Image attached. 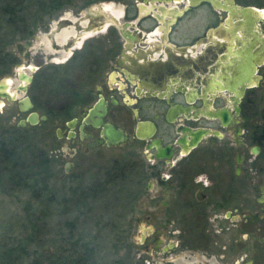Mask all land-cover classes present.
Instances as JSON below:
<instances>
[{
    "label": "flooded vegetation",
    "instance_id": "af4514ba",
    "mask_svg": "<svg viewBox=\"0 0 264 264\" xmlns=\"http://www.w3.org/2000/svg\"><path fill=\"white\" fill-rule=\"evenodd\" d=\"M150 1H154L153 7L142 6L141 18L150 17L155 24H140V18L133 24L113 23L109 25L113 31L108 32L107 18L99 26L81 25L91 17L85 14L75 25L63 19L43 37L47 49L62 57L57 63L68 62L66 66L75 67L77 61L95 63V73H90L91 77L95 74L92 81L105 82L101 86L92 84L80 93L96 95V101L70 116L66 120L68 131L60 128L62 136L57 134L77 141L79 149L85 145L89 149L126 146L129 142L138 147L144 158L140 162H148L147 172L153 178L145 189L166 190L159 207L167 212V243L163 249L167 264H264V165L257 163L264 161V125L248 130L249 137L243 138V115L252 105L255 89L263 83L261 19H247L239 9L217 8L206 0ZM155 1L185 5L183 9H167L165 5L157 7ZM233 1L238 7H247ZM207 4L212 8L211 16L224 18L225 14V25L210 29L209 37L205 29ZM218 4L232 6L228 0H218ZM229 19L232 26L227 23ZM98 33L108 40L86 44ZM111 34H116L118 41L110 40ZM246 58L250 64H257L259 82L245 86L240 115L233 118L237 123L223 126L221 119L210 113L225 107L234 111L237 94L220 87L236 85L238 63L243 64ZM113 93H120L123 104L134 109L133 133L109 120L112 110L121 104ZM102 102L107 108L103 121L122 129L128 136L124 142L108 144L103 127L85 121L90 109ZM63 109L72 111L66 106ZM73 120L75 125L70 127ZM201 129L220 135L197 140L194 134ZM72 153H78V148ZM154 233L164 235L157 227L149 235ZM156 241L160 245L162 239Z\"/></svg>",
    "mask_w": 264,
    "mask_h": 264
},
{
    "label": "rangeland",
    "instance_id": "374dc122",
    "mask_svg": "<svg viewBox=\"0 0 264 264\" xmlns=\"http://www.w3.org/2000/svg\"><path fill=\"white\" fill-rule=\"evenodd\" d=\"M236 1L239 5L264 11V0ZM152 3L154 1L150 0H69L61 12L43 18L29 38L22 39L19 34L12 36L13 43L8 50L16 62L1 78L9 77L11 88L16 90L15 86L20 83L18 70L36 67V71L28 72L34 75V80L27 92L19 91L17 100L11 103L4 98L0 100V140L5 134L10 136L16 128L23 129L16 133L18 141L14 146L8 143L3 151L0 145V251L6 244L9 247L21 245L25 250L20 251L24 254L17 260L18 264H32L34 261L48 264L55 255L68 257V264H167L168 256L163 250L167 243V212L159 207L166 190L159 188L151 192L145 189L146 183L153 178L147 172L148 162H140L144 159L143 153L135 144L129 142L126 146L93 149L85 145L79 149L77 141L58 136V129L68 131L66 120L70 116L79 114L96 101V95L86 97L80 93L89 90L92 84L101 86L105 82L92 81L95 74L91 77L90 73H95V63L77 61L78 67L66 66L68 62L57 63L62 57L53 49L48 50L43 38L63 19L71 20L75 25L85 14L91 17H86L84 23L81 21L84 27L99 26L106 18L116 20L118 25L124 21L133 24L142 16L141 7L152 8ZM164 3L155 1L157 7L165 5L167 9H183L185 5ZM204 9L209 37L210 29L225 25V14L222 13L224 18H215L211 16V6L207 4ZM141 19L140 24H155L150 17ZM111 24L113 22L105 23L107 27ZM259 27L264 33V16ZM106 31H113V27ZM104 35L95 34L86 40V44L97 45L108 40ZM109 39L118 41L116 34L109 35ZM243 64L249 67V58ZM261 74L263 83L255 89L252 105L243 115L244 139L249 137L248 130L264 125V67ZM114 95L121 104L112 110L109 120L133 133L136 123L134 109L123 104L120 93ZM23 96L32 99L34 107L29 111L19 108ZM73 103L77 104L70 108ZM64 106L72 111L66 113ZM31 111L38 112L40 117L46 115L48 119L40 120L37 125L27 123L25 127L21 126V121H26ZM9 145L15 151L13 160L23 163L18 173L24 176L29 172L37 180H29L30 176H27L28 181L18 183L11 176L12 160L4 161ZM76 148L78 153L73 155L72 150ZM42 156L48 159V163ZM257 163L264 165V161ZM31 185L37 187L34 190L38 195ZM101 185V191L94 194L93 189ZM81 193H86V197ZM157 196V200L153 199ZM33 224L39 225L37 231ZM155 227L163 229L164 235L154 233L150 236ZM159 237L162 239L160 245L156 241Z\"/></svg>",
    "mask_w": 264,
    "mask_h": 264
},
{
    "label": "trees",
    "instance_id": "16d2710c",
    "mask_svg": "<svg viewBox=\"0 0 264 264\" xmlns=\"http://www.w3.org/2000/svg\"><path fill=\"white\" fill-rule=\"evenodd\" d=\"M68 1L69 0H0V78L5 73L9 72V70L16 62V58L12 56V54L8 50L10 44L13 43L12 36L15 37V34H19L20 36H22V39L29 38L37 31L43 18H45L46 16L52 17L61 12ZM21 130L23 129L16 128L15 132L13 131L12 133H10V136L5 134L1 138L0 145L2 150L8 143L12 144V146L16 144V142L18 141V135H16V133L19 134ZM13 149H10L9 145V152H7L4 159L5 162L12 160L11 176L15 180H17L18 183H20L21 180L28 181V179H25V177L27 176H30L29 180H31L32 175L29 172L28 175L24 176L18 173V170H20V168L22 169L23 163L21 161L13 160L15 156V151ZM42 158L44 162L48 163V159L45 156H42ZM32 180H37V177L32 178ZM38 186H40V182L38 183L37 187ZM30 187H32V190L35 194L38 193V191L36 192L34 190L35 188H37L35 185H31ZM101 188L102 185L94 188L93 193H98L99 191H101ZM81 194L84 196V198L87 195L86 193ZM32 227L35 231L39 229V225L37 224H33ZM24 250L25 248L22 249L21 245L19 247H9V244H6L0 251V264H18L17 260L20 259L21 255L24 254L20 253V251ZM53 257L54 258L49 261L48 264H68V257L66 256L55 255ZM32 264L40 263L34 261Z\"/></svg>",
    "mask_w": 264,
    "mask_h": 264
},
{
    "label": "water",
    "instance_id": "95a60500",
    "mask_svg": "<svg viewBox=\"0 0 264 264\" xmlns=\"http://www.w3.org/2000/svg\"><path fill=\"white\" fill-rule=\"evenodd\" d=\"M165 1V0H164ZM206 1H210L211 3H213L215 5V7L218 8V6L223 7V8H228L229 10L232 9H239L240 12H243V16L245 18H250L253 19L255 21L260 20L263 16H264V11H261L260 9L256 8V7H252V6H247L245 8H241L238 7L235 2L233 0H228V2L232 5V6H225L222 4H218V0H206ZM144 9V8H143ZM108 22H113L116 23V20L114 19H110L107 18ZM227 23L232 26V20L229 19L227 20ZM257 36L259 37V33H256ZM238 35H236L237 37ZM261 42L264 43V38H259ZM242 63V62H241ZM238 63V72L239 77L235 78L236 79V85L235 86H229V87H220V89L224 90V89H229L233 92H235L237 94V97L233 98V100H235L234 102V111L229 109V107H225L222 109H217L215 111H213L211 114V116L213 118H217V119H221L223 126H228L231 122L233 124L237 123L236 120H233L234 116H239L240 115V111H241V107L239 106V103L241 102V97L243 95V90L245 89V86H253L258 84L260 76L257 75V64L256 63H252L250 64V67H245L244 64ZM258 63L260 64L261 62L258 61ZM21 69H19V72H23L21 71ZM31 71H36V67H32L30 68V70H24V74L27 76H23V73H17V79L19 80V84L17 86H15L14 89H16L15 91V96L12 95L8 90L7 87L9 85L4 83V79L9 78V77H4L0 79V100L1 98H4L5 100H7V102H13L15 100H17V97L19 95V91L21 92H27L29 85L33 82V76L31 74H28V72ZM27 73V74H26ZM247 73H249V75H247ZM11 80V79H10ZM26 82V85L22 84L21 82ZM5 84V85H4ZM12 86V85H11ZM244 86V87H243ZM12 89V88H11ZM241 89V90H240ZM19 106H20V110L21 111H29L34 107V104L32 102V100L30 99L29 96L26 97H22L19 100ZM102 110V112H101ZM107 112V108L106 106L103 104V102L99 105H96L94 108L90 109L88 117H86V122L87 123H93L96 127H103V137L107 140V143L110 145H116L119 143L124 142L125 140L128 139L127 134L119 128H116L113 124L111 123H105L103 121V116L106 114ZM48 117L42 116L40 117L39 113L36 111H31L27 117V120H22L20 125L25 127L27 125V123H29L30 125H37L40 120L45 121L47 120ZM76 120H73L72 122L69 123L70 127H73L75 125ZM58 134L61 137V129H58ZM211 134H217L220 135V133L218 131H212L211 129H201L198 132H196L194 134V136L196 137L197 140H199L200 138L207 136V135H211ZM241 134V129L238 128L237 129V135ZM101 144L104 142L103 140H100ZM99 145V143L97 144ZM241 161V159H239V162ZM240 168H238L239 170Z\"/></svg>",
    "mask_w": 264,
    "mask_h": 264
},
{
    "label": "bare ground",
    "instance_id": "6f19581e",
    "mask_svg": "<svg viewBox=\"0 0 264 264\" xmlns=\"http://www.w3.org/2000/svg\"><path fill=\"white\" fill-rule=\"evenodd\" d=\"M31 68H32V67H31ZM21 71H23V72H19V71H18V72H19V73H23V76H26V75L24 74V73H25V72H24V69H22ZM18 72H17V73H18ZM26 74H27V73H26ZM26 77H27V76H26ZM11 82H12V80H10L9 78L4 79V83L7 84V85H9V86L7 87V90H8L12 95L15 96V94H16L15 92H16V91L13 90V89H11ZM26 82H27V81L25 80L24 82H21V83L24 84V85H26ZM5 84H4V85H5Z\"/></svg>",
    "mask_w": 264,
    "mask_h": 264
}]
</instances>
